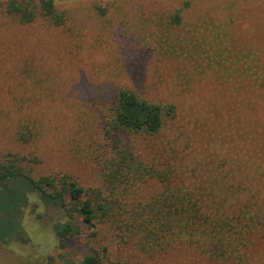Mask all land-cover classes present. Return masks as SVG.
I'll list each match as a JSON object with an SVG mask.
<instances>
[{"label":"rangeland","instance_id":"obj_1","mask_svg":"<svg viewBox=\"0 0 264 264\" xmlns=\"http://www.w3.org/2000/svg\"><path fill=\"white\" fill-rule=\"evenodd\" d=\"M4 1L0 156L26 157L34 178L66 173L99 187L95 156L107 144V108L127 88L177 106L160 134L130 138L143 161L169 167L174 186L264 207V0H54L61 26L40 16L22 25ZM22 126L33 134L28 144L16 139ZM161 190L150 181L130 200ZM10 200L24 201L15 224L6 221ZM0 213V264H82L90 255L97 264H264L263 230L240 261L187 247L151 257L76 213L61 239L54 228L65 225V213L19 181L0 183Z\"/></svg>","mask_w":264,"mask_h":264},{"label":"trees","instance_id":"obj_2","mask_svg":"<svg viewBox=\"0 0 264 264\" xmlns=\"http://www.w3.org/2000/svg\"><path fill=\"white\" fill-rule=\"evenodd\" d=\"M2 8L22 25L31 24L39 16L54 26L65 21L54 0H39L37 5L31 0H5ZM180 20L177 11L173 21L178 24ZM176 117L175 103L149 101L130 89H120L104 121L103 140L107 146L101 144L104 150L95 156L99 187H83L66 173L34 178L27 166L30 160L13 154L0 156V183L19 181L43 204L57 205L67 217L62 228H54L61 239L72 232L70 220L76 213L88 227L105 225L120 244L151 257L187 247L216 261H240L252 245V237L264 231V207L257 202L242 203L238 197L234 203H227L223 196L216 200L214 196L174 186V172L169 167L146 163L130 143L133 136H157ZM32 137L30 130L22 126L16 139L28 144ZM150 181L159 182L162 190L145 202L130 200L137 186ZM10 202L6 221L15 224V211H20L24 201ZM69 204L74 207L72 211ZM98 262L90 255L82 264Z\"/></svg>","mask_w":264,"mask_h":264}]
</instances>
